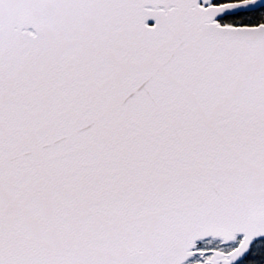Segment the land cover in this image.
Wrapping results in <instances>:
<instances>
[{"label":"snow or ice","instance_id":"1","mask_svg":"<svg viewBox=\"0 0 264 264\" xmlns=\"http://www.w3.org/2000/svg\"><path fill=\"white\" fill-rule=\"evenodd\" d=\"M0 264H264V0H0Z\"/></svg>","mask_w":264,"mask_h":264}]
</instances>
